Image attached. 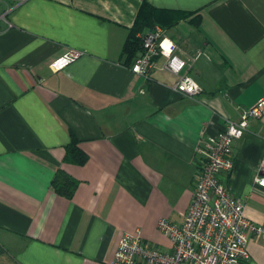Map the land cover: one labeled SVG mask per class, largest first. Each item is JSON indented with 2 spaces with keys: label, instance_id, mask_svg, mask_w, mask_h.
Segmentation results:
<instances>
[{
  "label": "crops",
  "instance_id": "obj_1",
  "mask_svg": "<svg viewBox=\"0 0 264 264\" xmlns=\"http://www.w3.org/2000/svg\"><path fill=\"white\" fill-rule=\"evenodd\" d=\"M153 25L179 58L199 53L181 70L197 94L174 89L164 53L148 78L130 70L125 43L138 55ZM69 49L82 55L51 68ZM261 97L264 0H0V264H105L135 229L169 251L157 222L183 221L199 140ZM263 154L264 112L219 175L261 225ZM247 251L235 264H264V237L248 234Z\"/></svg>",
  "mask_w": 264,
  "mask_h": 264
},
{
  "label": "built area",
  "instance_id": "obj_2",
  "mask_svg": "<svg viewBox=\"0 0 264 264\" xmlns=\"http://www.w3.org/2000/svg\"><path fill=\"white\" fill-rule=\"evenodd\" d=\"M141 49L130 65V70L148 78L153 66L152 58L160 53L167 56L164 67L177 76L174 89L183 96L200 91L194 78L181 72L188 61H194L199 53L188 61L179 58L177 45L167 39L159 25H153L140 36ZM82 55L69 49L52 61L50 67L61 70ZM61 61L66 63L61 64ZM264 112V97L240 113L238 120L225 119L224 127L215 135L201 137L195 149L199 171L190 204L181 224L160 219L157 227L171 242L165 251L152 246L139 229L123 233L113 259L105 264H235L248 257L247 235L264 237V225L249 220L244 215L243 204L231 195L219 178L233 168L231 158L235 140L244 135L251 119L260 118ZM253 182L264 188V154Z\"/></svg>",
  "mask_w": 264,
  "mask_h": 264
},
{
  "label": "trees",
  "instance_id": "obj_3",
  "mask_svg": "<svg viewBox=\"0 0 264 264\" xmlns=\"http://www.w3.org/2000/svg\"><path fill=\"white\" fill-rule=\"evenodd\" d=\"M146 7H147V4L143 3V5L141 6V10L146 8ZM136 43H137V40H135L134 37H132V40L127 41L124 45V52L127 54L128 59L130 58V61H132V62H133L134 58L137 56L135 53L137 50ZM140 49H141V42L139 43V51H140ZM52 186L54 187L55 190H57V192L64 194L66 196H70V194L72 192V190H70L66 186H64L63 181L60 183L59 179L53 180Z\"/></svg>",
  "mask_w": 264,
  "mask_h": 264
},
{
  "label": "clouds",
  "instance_id": "obj_4",
  "mask_svg": "<svg viewBox=\"0 0 264 264\" xmlns=\"http://www.w3.org/2000/svg\"><path fill=\"white\" fill-rule=\"evenodd\" d=\"M60 63L63 64V63H66V61H61Z\"/></svg>",
  "mask_w": 264,
  "mask_h": 264
}]
</instances>
